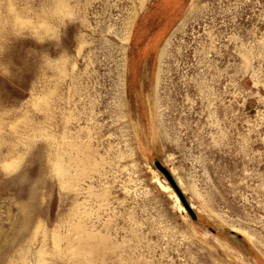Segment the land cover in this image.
<instances>
[{
	"label": "rangeland",
	"instance_id": "374dc122",
	"mask_svg": "<svg viewBox=\"0 0 264 264\" xmlns=\"http://www.w3.org/2000/svg\"><path fill=\"white\" fill-rule=\"evenodd\" d=\"M0 264H264V0H0Z\"/></svg>",
	"mask_w": 264,
	"mask_h": 264
},
{
	"label": "water",
	"instance_id": "95a60500",
	"mask_svg": "<svg viewBox=\"0 0 264 264\" xmlns=\"http://www.w3.org/2000/svg\"><path fill=\"white\" fill-rule=\"evenodd\" d=\"M155 168L157 169L158 172H160L163 177H165V179L170 183V185L172 186V188L175 190V192L178 194V196L180 197L185 209L187 210L188 214L190 215L191 218H194V213L192 212V210L190 209V207L188 206V204L186 203V201L184 200V198L182 197V195L180 194L178 188L176 187L170 173L168 172V170H166V168H164L159 162H156L154 164Z\"/></svg>",
	"mask_w": 264,
	"mask_h": 264
},
{
	"label": "snow or ice",
	"instance_id": "6c2138e0",
	"mask_svg": "<svg viewBox=\"0 0 264 264\" xmlns=\"http://www.w3.org/2000/svg\"><path fill=\"white\" fill-rule=\"evenodd\" d=\"M14 180H16L18 183L31 186L32 184V178L30 176H26L24 174H21L19 176L13 177Z\"/></svg>",
	"mask_w": 264,
	"mask_h": 264
}]
</instances>
